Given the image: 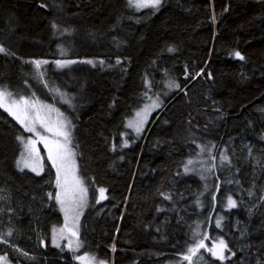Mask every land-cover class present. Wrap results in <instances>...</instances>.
<instances>
[{
    "label": "trees",
    "instance_id": "1",
    "mask_svg": "<svg viewBox=\"0 0 264 264\" xmlns=\"http://www.w3.org/2000/svg\"><path fill=\"white\" fill-rule=\"evenodd\" d=\"M0 46L14 54H0V86L26 83L71 118L90 194L85 252L113 264H171L207 235L230 251L221 261L201 249L193 264H264V0H162L142 11L127 0H0ZM63 58L80 63L41 67L42 77L31 63ZM170 81L179 87L125 147L127 119ZM27 135L0 108V233L12 232L0 256L78 264L51 243L63 222L48 195L57 193L53 166L45 160L42 175L16 167L17 137ZM202 158L209 191L194 162L185 170ZM101 187L108 198L96 203Z\"/></svg>",
    "mask_w": 264,
    "mask_h": 264
},
{
    "label": "snow or ice",
    "instance_id": "2",
    "mask_svg": "<svg viewBox=\"0 0 264 264\" xmlns=\"http://www.w3.org/2000/svg\"><path fill=\"white\" fill-rule=\"evenodd\" d=\"M130 6L139 8L151 7L158 9L162 0H127ZM55 28L56 25L54 24ZM169 51H173V49H169ZM0 54L5 55H14L10 53L6 48L0 46ZM234 55L243 60L244 57L241 55L239 51H236ZM88 63H92V61H87ZM119 62V61H118ZM34 65V68L37 71V75L39 77L43 76V73L40 71L42 64H47L48 61H40L35 60L31 62ZM75 63V61H56L58 67H64L66 64ZM100 63H103L101 61ZM47 86V85H45ZM168 86L178 88L179 85L174 82H169ZM146 87L150 86L146 85ZM35 95V94H33ZM145 96L150 101L144 105L143 109L137 111L135 113V118L129 120L126 127L133 129L137 134L143 131V125L146 122L147 116L150 114V111L160 107L162 103L157 95L155 99L145 93ZM37 104L39 101L32 100L26 98L25 96L14 94L9 91L8 88L0 86V108H3L10 115H12L17 122L24 128L26 132L32 133L33 136L38 137V139L33 138H25L23 136H18L17 140L23 145L24 152L21 153V159L17 161V166L19 167L23 164L24 167H30L32 171L37 172L39 174V169L37 165V161L40 159V150L36 147L37 143H42L44 148L47 150V158L51 162L52 166L56 169V187L61 189V192H58L53 197L52 193H49V198H54L61 206V211L64 212L65 215V224L64 227L56 230L54 229L53 243L56 244V236L55 232L59 231L63 233L65 229H69L68 220L72 219L73 224L72 228L69 229L71 231V235L77 238V247L76 251L80 248L79 243V217L83 214L82 209L87 206L88 203V187L85 185V181L82 177L76 175V161L75 156L76 153L74 149L71 147V133L67 129V125L70 124V121H59L55 127L50 126L47 122L48 118L41 115L40 109L37 108ZM41 107H44L41 105ZM51 111V109H50ZM62 114L58 112V116ZM37 125L40 128H43L45 132L52 133V139L48 136L42 135L39 131H37ZM56 137H62L61 139H57ZM124 146H127V142H125ZM203 151V148L201 149ZM25 153H27V158L25 157ZM222 161H228L227 155L221 154ZM31 161V163H30ZM193 161L190 159L187 161L185 165V170L188 171V166L191 165ZM23 170V169H21ZM71 176V178H69ZM106 189L101 187L98 189L99 199L96 200V203H99L101 200H105L108 197L105 195ZM252 195V193H249ZM166 199L168 197H165ZM264 200V196L261 197ZM229 207H236V201L231 197L228 198ZM217 227H220L219 221L216 224ZM5 235L11 236V230L8 231L7 234L0 233V243H7L8 241L4 238ZM195 235H199V233H195ZM209 237L207 235L202 236L199 239H196L194 244L189 246L187 252L182 255V259L188 261V264H193V258L196 257L197 260L203 259L202 254L198 256L201 249L209 252L212 256L219 258L221 261L225 259L223 252L228 249V245L224 239H219L216 243H214L211 247H208L205 244V241L208 240ZM71 243V242H70ZM19 251V249H17ZM113 250H115L113 248ZM230 251V250H229ZM27 255V253H24ZM234 255V253H233ZM6 257L0 256V264H6ZM78 260L82 262L86 259V257H77ZM94 261L95 258L93 257ZM98 264H104V261H99Z\"/></svg>",
    "mask_w": 264,
    "mask_h": 264
},
{
    "label": "rangeland",
    "instance_id": "3",
    "mask_svg": "<svg viewBox=\"0 0 264 264\" xmlns=\"http://www.w3.org/2000/svg\"><path fill=\"white\" fill-rule=\"evenodd\" d=\"M161 4H160V6H161ZM160 6H159V8H160ZM133 8L136 11H142V10H145V9L151 8V7H144V8H139V9H137L136 7H133ZM39 60L40 61H48L47 64H42L41 67L52 66L57 71H61V70H64V69L72 68V66H75V65L80 63V61H75V63L66 64L64 67H58L57 64H56V61L63 62V61H74V60L66 59V58L55 59V60H49V59H39ZM25 86L27 87L28 85L25 83L24 86H22L18 90H11L9 88L8 89H9V91L13 92L14 94L25 96L26 98L39 101V104H37L36 107L40 109V112H41L42 116H45V117L48 118L47 122L50 124V126L55 127L58 124L59 121H65V122L70 121V124L67 125V129L66 130H69L70 133H71V141H72L71 147L74 149V151L76 153V156H75L76 169H77L76 170V175L81 177L80 171H79V165H78V161H77V152H76V149H75V147L73 145L74 128H73V124H72L71 118L58 105H56L54 103H51V102H48L44 98H41L40 96L33 95V93L28 91ZM174 89H175V87H171L170 88L169 86H167L166 90L158 92L154 96H151L153 99H155L156 96L158 95L159 99H160V101L162 103L160 104V107L155 108V109L150 111V114L147 116L146 122L143 125V131L141 133L137 134L133 129L128 128V127L125 126L127 131L123 133V140H124V143L127 142V146L130 145L133 141H138V140H140L142 138V136L144 135L146 129L148 128V125H149V122H150V119H151L152 115L155 114L162 107L163 102L165 101V99L169 96V94ZM63 102L67 103L66 100H63ZM147 103H150V101L146 98V100L134 111L133 115L130 118L127 119L126 125H127L129 120H132V119L135 118V113L137 111L143 109L144 105L147 104ZM41 105H43L44 107H41ZM50 109H51V111H50ZM58 112L61 113L62 115L58 116ZM37 131H39L42 135L48 136L50 139L53 138L52 137V133L45 132L43 128L39 127V125H37ZM26 133L28 135L27 136H23L26 139L27 138L38 139V137L33 136L32 133H29V132H26ZM56 138L62 140V137H56ZM20 146H21V153H23L24 152V148H23V145L21 143H20ZM36 147L40 150V159L37 161V165H38V168L42 169V170H39V174H37V172L32 171L30 167H24L23 164H21L18 167L17 166V162H16V167H17V169L19 171H29V172L34 173L36 175H42L44 173V171H45V160H47L51 164V162L47 158V150L44 148L43 144L42 143H37ZM21 153H20L17 161L21 159ZM25 157L27 158V153H25ZM204 159H208V158L205 157ZM204 159L202 158V159H198V160L193 161L196 164V167H198V168H193L192 171L195 170L197 172V174L199 176H201L205 180V182H206V190L209 191L211 189L212 183H211V179L208 178V171L206 170L208 168V162L206 160H204ZM30 163H31V161H30ZM21 169H23V170H21ZM54 170L56 172L55 168H54ZM69 178H71V176ZM58 192H61V189L57 188V193ZM57 205H58L59 211H60V213L62 215L63 222H62L61 225H56L52 229V234H51L52 246L57 248V249H60V250H67V251L72 252L74 254L75 260H76V262L78 264H98L99 261H104V264H113V262L110 263L107 260H104L102 258H98L97 256L92 255V254L87 253V252L84 251L83 242L81 240V222H82V218L84 216L85 211L87 210V208L90 205V194H89V191H88V203H87V206L82 209V213L83 214L79 217V222H78V224H79V243L81 245L78 251L75 250L76 247H77V238L72 236L71 235V231L69 230V229L72 228V224H73V221H72L71 218H69V220H68L69 229H65V231L63 233H60L59 231L55 232L56 244H58L59 247H57L53 243V236H54L53 230L54 229L59 230V229L63 228L64 224H65L64 212L61 211V206H60V204L58 202H57ZM214 243H216V242H214ZM205 244L208 247H211L213 245V244H211V246H209L207 244V242H205ZM223 255H224V252H223ZM81 256L86 257V259L83 262L81 260L77 259V257H81ZM4 257H6V256H4ZM93 257L95 258L94 261L92 260ZM180 262L181 263H188V261H185V260H183L181 258L180 261H176V262L171 263V264H180ZM6 264H13V263L11 261H9V259L7 258L6 259Z\"/></svg>",
    "mask_w": 264,
    "mask_h": 264
},
{
    "label": "water",
    "instance_id": "4",
    "mask_svg": "<svg viewBox=\"0 0 264 264\" xmlns=\"http://www.w3.org/2000/svg\"><path fill=\"white\" fill-rule=\"evenodd\" d=\"M201 75H202V73H200V75H198V77H200ZM198 77H197V78H198ZM170 103H171V102H170ZM170 103H169V104H170ZM168 106H169V105H168ZM168 106H167V107H168ZM167 107H166V108H167ZM163 112H164V111H162V113H163ZM162 113H161V114H162Z\"/></svg>",
    "mask_w": 264,
    "mask_h": 264
}]
</instances>
